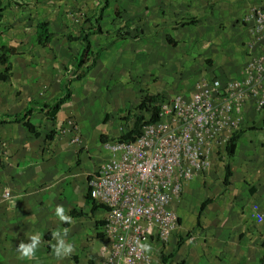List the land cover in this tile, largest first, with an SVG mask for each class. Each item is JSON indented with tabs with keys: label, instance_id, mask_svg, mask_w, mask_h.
Wrapping results in <instances>:
<instances>
[{
	"label": "crops",
	"instance_id": "1",
	"mask_svg": "<svg viewBox=\"0 0 264 264\" xmlns=\"http://www.w3.org/2000/svg\"><path fill=\"white\" fill-rule=\"evenodd\" d=\"M6 1L0 0V46L16 43L19 53L11 56L12 76L0 80V152L9 148L14 161L6 168L0 158V182L6 180L17 190L24 188L27 196L0 209L2 258L6 262V256L12 257L15 250L14 264H91L111 243L104 234L107 208L88 195L89 180L109 153L105 142L130 131V111L139 109L144 91L188 89L202 68L212 67L222 82H226V71L244 77L242 63L248 51L243 45L250 40V24L242 19L241 8L249 0H109L103 15L113 13L102 22L101 32L91 30L94 64L81 80L74 78L73 61L81 41L69 38L80 32L62 31L67 26L63 8L49 18L43 8L46 0H38L35 9L23 6L21 0H11L8 5ZM101 4L99 0L95 16ZM192 19L195 23L189 22ZM43 20L50 22L55 33L48 46L35 37V26ZM110 22L120 27L114 34L105 33ZM5 69L0 62V71ZM72 81L75 87H71ZM68 88L70 97L55 120L39 111L36 103L49 102ZM248 97L246 123L235 152H216L209 182L193 180L183 197L173 203L181 232L194 229L197 234L195 240L184 241L177 235L176 244L171 237L166 247L175 246L174 254L182 256L179 262L260 264L264 256V112L255 110L261 98L257 92ZM29 105L36 109L27 118L34 131L13 116ZM72 122L80 130H74ZM59 126L65 128L62 133ZM78 130L82 139L73 143ZM95 143L105 150L94 153ZM226 164L231 170L228 184L224 182ZM188 198L192 207L187 206ZM206 200L209 202L202 209ZM57 205L64 206L71 224L55 215ZM65 228L69 230L66 243L74 245V252L58 259L50 247L56 243L51 233L60 230L63 234ZM33 235L41 237V244L33 258H23L17 247L20 242L30 243ZM148 245H153L152 254L162 246L154 241Z\"/></svg>",
	"mask_w": 264,
	"mask_h": 264
},
{
	"label": "built area",
	"instance_id": "2",
	"mask_svg": "<svg viewBox=\"0 0 264 264\" xmlns=\"http://www.w3.org/2000/svg\"><path fill=\"white\" fill-rule=\"evenodd\" d=\"M249 1L244 17L250 24L244 77L222 82L201 74L189 89L160 98L159 119L145 122L135 139L119 136L105 142L109 153L89 180V192L95 203L107 208L104 234L111 243L92 264H154L151 251L140 245L150 241L168 245L180 228L173 203L243 128L248 96L257 92L259 106L264 107V0ZM144 113L150 111L137 109L131 115V129L137 114ZM73 126L80 130L76 123ZM79 130L74 142L82 139ZM254 215L263 219L260 213Z\"/></svg>",
	"mask_w": 264,
	"mask_h": 264
},
{
	"label": "trees",
	"instance_id": "3",
	"mask_svg": "<svg viewBox=\"0 0 264 264\" xmlns=\"http://www.w3.org/2000/svg\"><path fill=\"white\" fill-rule=\"evenodd\" d=\"M105 5L108 4L109 0H104ZM11 0H7L6 4L8 5ZM7 7V6H6ZM2 11L0 9V18L2 17L1 15ZM102 16V13L101 15ZM88 17V16H87ZM88 21L89 26L87 29L84 27L83 29H80V35L78 36H73L69 35V38L73 40H80L81 45L74 55L73 61L75 62V73H74V78L76 80H81L83 79L89 68L94 64V53L92 51V44L90 41L89 36L91 35V32L89 33L88 31L90 30H95L98 32L102 31V26L101 24L96 25L93 22L96 21L99 23V19H92L90 17L89 19L86 20ZM189 22L195 23L194 19L190 20ZM88 30V31H87ZM55 33L51 29L50 22L47 20L40 21L36 26H35V37L38 41L39 44L43 46H48L51 41L54 38ZM18 46L16 43H4L3 45L0 46V62L6 67L4 71H0V80H7L12 76V67H13V61L11 59V56L13 54H18ZM216 77V75H213ZM70 89H66V91L63 93L61 96L59 94V97H55L49 102L46 101H41L36 103L37 107L39 108V111L45 113L49 119L55 120L57 117L58 112L60 111L62 105L66 102L67 98L70 97ZM168 93H152V92H146V96L142 101L139 102L138 108L139 109H146L150 111L149 114H137L133 129L130 131L124 133L121 136V139H135L141 132V127L145 122H154L157 119H159V106L157 103L159 102L160 98L167 99ZM35 107L29 105L24 109L22 113H17L14 114V118L17 119V121H23V123L29 128V130L34 131L35 127L34 125L27 119L34 111ZM243 130L238 129L233 133V135L230 137L228 140L227 144L225 145V151L228 155H232L235 152L236 146L238 139L240 137V134ZM226 167V175L224 178V182L226 184L229 183V178L231 175V170L229 167V164L225 165ZM89 198L92 200V197L90 195V192L88 193ZM93 201V200H92ZM94 202V201H93ZM209 202V200H206L202 203V209L206 207V204ZM106 207V206H105ZM72 214H75V211H72ZM170 256H173V254L170 253ZM177 264H184V262H179ZM260 264H264V256L261 257L260 259Z\"/></svg>",
	"mask_w": 264,
	"mask_h": 264
},
{
	"label": "rangeland",
	"instance_id": "4",
	"mask_svg": "<svg viewBox=\"0 0 264 264\" xmlns=\"http://www.w3.org/2000/svg\"><path fill=\"white\" fill-rule=\"evenodd\" d=\"M18 1V0H17ZM101 2H102V4L100 5V7L98 8V14H97V16H95L93 13H95V8L97 7V6H99V5H97V3L99 2V0H46V4L43 6V8H44V14L47 16V17H49V18H54L55 16H56V14H57V11H58V9H59V7H62L63 9H62V12H66V15H67V26H65V27H63V29H62V31H68L69 33H75V34H77V33H79L81 30L80 29H83L84 27L87 29V27L89 26V23H88V21L86 22V20L87 19H89L91 16L94 18V20H96V19H99V23L98 22H96V21H94L93 23L94 24H96V25H99V24H101V26H102V22L104 21V20H108L110 17H111V15H112V13H113V11H109L108 13H107V15L106 16H104L103 15V8L105 7V1L104 0H100ZM248 1V0H247ZM37 2H38V0H21V3L23 4V6H29V7H32L33 9H35L36 8V5H37ZM40 2L41 3H43V0H40ZM51 4V5H50ZM251 3H250V1L249 2H245V4L243 5V7L241 8V10H242V13H241V17H242V19H244V17L246 16V14H247V12H248V9H249V5H250ZM31 12V11H30ZM101 13H102V16H100L101 15ZM37 14V13H36ZM38 14H40V13H38ZM114 14H116V12H114ZM43 16V15H42ZM54 16V17H53ZM88 16V17H87ZM95 16V17H94ZM232 23V22H231ZM243 23V22H242ZM241 23V24H242ZM112 22H110V24H109V26L107 27V31L105 32V33H107L108 31L110 32V34H114V33H116L117 31L116 30H118L120 27L118 26V27H113L112 26ZM104 26V25H103ZM110 26H111V28H110ZM30 28H31V26H30ZM104 28H105V26H104ZM11 29V28H10ZM29 32H32V29H30V30H28ZM88 31V30H87ZM89 33L91 32V30L90 31H88ZM122 33V32H121ZM122 35H126L125 33H122ZM29 37H31V35L29 36ZM79 47L80 46H77V48L79 49ZM243 47L246 49V43L243 45ZM246 59L244 58V60H243V63H244V61H245ZM72 61V60H71ZM226 61V60H225ZM228 61H229V58H228ZM224 62V61H223ZM72 63V62H71ZM220 63H222V62H220ZM242 63V64H243ZM73 65V64H72ZM224 72H225V70H224ZM202 73H204V74H207V76H209V77H215V76H213V75H217L216 74V72H215V70L211 67V69L209 70H207V68H205V70H204V68H202L201 70H200V73L198 74V76H195V80H194V82L196 81V79L202 74ZM226 74V78L228 79L229 77H235L236 75H230V74H228L227 73V71L225 72ZM222 74V73H221ZM238 77V76H237ZM227 79H226V81H227ZM154 82H152V84H153ZM71 84V87H72V85L75 87L76 86V84L74 85V83H73V81H72V83H70ZM191 84H194V83H192L191 82ZM67 86V85H66ZM184 89H187V88H183V89H174V91H171V92H167L168 94L169 93H172V92H175V91H180V90H184ZM189 89V88H188ZM160 93H162V92H160ZM41 94V93H40ZM169 95H171V94H169ZM36 97H37V93H36V95H35ZM43 96V95H42ZM142 97V96H141ZM93 100V99H92ZM139 102H140V100H139ZM138 102V103H139ZM255 110L256 111H258V112H264V107H260L259 105L255 108ZM136 110H134L133 112L132 111H130V115H135V112ZM243 111H244V107H243ZM128 113V112H127ZM73 121H75L74 119H72ZM61 125V124H60ZM72 125H73V123H72ZM245 127V126H244ZM58 128V131L60 132V133H62L63 131H64V127L62 128V126H59V127H57ZM54 130H56V128H54ZM71 130V129H70ZM74 137L75 136H73V139H74ZM90 137H92V135H90ZM73 143H76V142H74L73 141ZM98 145H100V143H98ZM95 148H93V151H94V153H96V154H98L99 152H101V151H104L105 149L103 148V145H102V148H101V150L100 149H98L97 147H96V143H95ZM1 154H0V158H1V163H2V166L3 167H5L6 166V168L8 167H10L11 165H13L14 163V161H13V159H12V157H11V155L9 154L10 153V151H9V148H7V151H6V153H4L2 150H1V152H0ZM93 153V152H92ZM93 153V154H94ZM108 154H105L104 155V159L106 158V156H107ZM228 155H226V157H225V159L226 160H228V157H227ZM103 159V160H104ZM103 162V161H102ZM41 168H43V166L41 167ZM212 168V164H211V166L208 168V169H206L203 173H201L200 175H198L195 179H197V178H199V179H203L206 183H207V181H208V177H209V170ZM23 170H25V167H24V169ZM42 174H38L37 176H41ZM2 175H0V177H1ZM217 178H219V177H217ZM216 178V179H217ZM195 179H193V180H195ZM211 180V179H210ZM219 179H217V181H218ZM192 182V181H191ZM209 182V181H208ZM216 183V182H215ZM191 184V183H190ZM189 184V185H190ZM189 185H187V186H189ZM209 189H211L212 190V187H211V185H209ZM185 190H186V188H185ZM184 190V191H185ZM7 192H9L7 195H6V193ZM184 194V193H183ZM22 196H27V193L25 192V190H24V188L23 189H20V190H17V189H15L14 187H12L11 186V184L9 183V182H7L6 180L3 182V181H1L0 182V209L4 206V204H6L7 202H12L13 203V201L17 198V197H22ZM30 196H32L33 197V194H30ZM193 196H195V195H193ZM181 197H183V195L181 196ZM189 199V198H188ZM191 203H192V200L191 199H189L188 200V202H187V206H190V207H192V205H191ZM194 205H195V203H194ZM175 209V208H174ZM176 210V209H175ZM2 215V214H1ZM1 215H0V229H4V226H3V217H1ZM182 230H181V226H180V228H178V230H176L175 232H174V235L172 236L173 237V241L172 242H174V244H176L177 242L175 241V239H177L176 237H177V235H182V236H180L181 238H180V240L181 241H184V239L186 238V240H188L189 239V237H191V235H193V233L195 234L196 233V231L194 230V229H188V231L187 232H185V231H183V232H181ZM178 233V234H177ZM7 235V237L9 236L8 234H6ZM185 235V236H184ZM184 236V237H183ZM172 239V238H171ZM196 239V237L194 238V239H192V240H195ZM190 241H191V239H190ZM176 242V243H175ZM189 242V241H188ZM191 242H195V241H191ZM169 243H171V240L169 241ZM168 243V244H169ZM157 244V243H156ZM187 245V244H186ZM163 246V245H162ZM161 245H159L158 247H156L155 249H154V253H153V258H154V262H155V264H176V263H178L180 260V258H182V256L180 257V256H177V255H175L174 253H175V251H176V248H175V246H173V247H171V245H170V247H162ZM185 246V245H184ZM151 249L153 248V245H151V247H150ZM151 251V250H150ZM13 252L11 251V253L10 254H12ZM151 253H152V251H151ZM170 253L171 254H173V256H170ZM2 255H3V251L2 250H0V264H14V257H15V250H14V255L12 256V257H10L9 255H7L6 256V262L4 261V259L2 258ZM158 260V262L156 263V261ZM92 264V263H91Z\"/></svg>",
	"mask_w": 264,
	"mask_h": 264
},
{
	"label": "clouds",
	"instance_id": "5",
	"mask_svg": "<svg viewBox=\"0 0 264 264\" xmlns=\"http://www.w3.org/2000/svg\"><path fill=\"white\" fill-rule=\"evenodd\" d=\"M55 215L65 224H71L72 217L65 213V208L63 205H57L55 208ZM181 226V223H180ZM68 229L63 230V234L60 230H53L52 240H55V244H50L53 254L59 259L70 256L74 252V245L71 243H66L65 237L68 235ZM196 234V233H195ZM197 235V234H196ZM30 243L20 242L17 251L21 254L23 258L31 259L35 256L37 249L41 244V237L39 235H33L29 237ZM141 248L146 251H150V246L147 244H141Z\"/></svg>",
	"mask_w": 264,
	"mask_h": 264
}]
</instances>
